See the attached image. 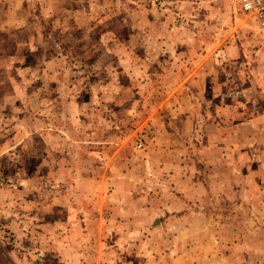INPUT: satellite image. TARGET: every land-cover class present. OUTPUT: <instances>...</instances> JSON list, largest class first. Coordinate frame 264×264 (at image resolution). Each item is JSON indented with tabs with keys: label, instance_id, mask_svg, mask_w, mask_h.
Segmentation results:
<instances>
[{
	"label": "rangeland",
	"instance_id": "rangeland-1",
	"mask_svg": "<svg viewBox=\"0 0 264 264\" xmlns=\"http://www.w3.org/2000/svg\"><path fill=\"white\" fill-rule=\"evenodd\" d=\"M199 1L0 0V55L9 65L0 73V264H56L50 253L59 243L78 249L73 262L98 238L105 264H264V102H252L260 89L250 68L255 57L228 53L217 64L236 61L233 74H219L216 90L201 89L263 119L247 150H194L187 173L144 163L153 128L142 121L143 100L164 93L167 45L154 38L166 15L192 30L185 16L197 10L201 32L217 35L215 53L234 41L244 50L264 48V32L238 19L236 0L195 10ZM113 95L115 103L102 100ZM88 176L100 178L107 195L149 192L152 213L100 236L97 212L87 210L96 191ZM187 176L203 184L188 188ZM124 247L128 263L119 254Z\"/></svg>",
	"mask_w": 264,
	"mask_h": 264
},
{
	"label": "crops",
	"instance_id": "crops-1",
	"mask_svg": "<svg viewBox=\"0 0 264 264\" xmlns=\"http://www.w3.org/2000/svg\"><path fill=\"white\" fill-rule=\"evenodd\" d=\"M210 1L212 2V0H200L197 6L193 8L196 10L204 4L213 8ZM179 7L183 9V13L182 11L180 13L185 14L186 4L182 2ZM195 14H199L197 10L191 18L185 16L188 23L189 21L193 22L192 30L188 29L183 22L173 24L172 15H166L164 17L165 21L160 23L161 28H163L162 34L154 38L156 41L161 40L163 45H167V48L165 47L161 50L164 57L162 60V64H164V93L153 101H149L147 97L143 100L146 108L142 121L145 126L150 123L153 132L150 141L144 149L145 152H142L146 156L144 163L147 166L150 164V169L153 171L171 166V168L181 169L182 171L185 168L187 173V168L192 160L190 159L191 153L202 148H206L209 151H224L225 153L233 152L234 150L242 152L248 149L249 135H259V132L255 130L263 128L262 124H260L263 119L254 115H247L245 110L238 108L237 104L239 102L231 101L226 103L224 102V95H221L218 100L216 94L208 97L201 95L202 88L216 90L219 74L220 78L223 73L227 75L233 74L236 69L234 67L238 66L236 61H231L232 63L228 66L217 64L214 57L218 46L217 35L214 32L202 33L199 28L200 18L195 16ZM226 37H223L221 41ZM234 43L229 46L225 45L224 50L227 56L228 53L234 56L232 52L236 51L239 52L237 54L240 56L249 55L256 58V66L255 64H250L252 65L250 68L253 71L256 69V80L260 84V89L257 91V100L252 102H259V100L264 102V48L257 50L247 48L244 50L238 44L234 46ZM122 47L124 50H128L130 46L122 44ZM113 50H116V52L123 51L119 46ZM212 50L214 53L213 56H210ZM243 51L244 53H242ZM4 55H0V60H5L4 64L0 62V73L7 72L9 68L8 58H3ZM134 65L136 64L134 63ZM132 70L135 71L137 68L132 67ZM119 72L122 73L123 71ZM247 78L250 79L252 85H248L246 89L241 91L242 94L246 95V104L251 102L247 94L248 90L253 87V79L250 75ZM117 95L105 96L102 100L112 103L118 99ZM149 104L152 106L148 107L147 105ZM246 132H249V134ZM173 156L175 158L172 159ZM199 179H195V182H193L191 176H187L185 179L186 187H201L203 182ZM86 180L91 185V191L96 188V191L91 194L92 199H88V201L93 200L94 204L87 210L97 212L100 222L98 227L100 236L105 230L117 232L130 229V225L136 227L132 215L135 216V219L144 220L146 214L152 213V204L154 203L152 200H154V197H151L152 194H149L148 191H146L148 194L137 193V190L134 192L129 188L121 190L126 194L119 192L107 195L104 194L103 187H101L100 178L88 176ZM88 193V191L82 190L80 191V196ZM143 200L146 203H142ZM129 201L130 205L128 206L127 202ZM106 208L110 209L112 219L110 222L114 223H107L105 219L108 216L105 211ZM119 214H122V220L118 218ZM152 218L149 217L146 222L151 221ZM101 243L102 241L98 238L95 246L92 247V252L85 249L86 252H80V254L82 253L79 256L80 258L76 257L73 262L71 260L73 255H77V252L74 251H78V249L70 244L62 245L63 243H59L56 246L53 244V253L50 254L56 258L53 262L56 264H105L107 260L106 250L102 249ZM105 245L103 248H105ZM124 250L125 247L122 248V253H118L120 257L124 256V263H128V257L125 255L131 249H126L128 251H126L125 255ZM163 259L164 257L161 261Z\"/></svg>",
	"mask_w": 264,
	"mask_h": 264
},
{
	"label": "built area",
	"instance_id": "built-area-1",
	"mask_svg": "<svg viewBox=\"0 0 264 264\" xmlns=\"http://www.w3.org/2000/svg\"><path fill=\"white\" fill-rule=\"evenodd\" d=\"M235 13L238 19L251 20L264 32V0H236ZM216 62L222 64L227 61V53L219 49L215 53ZM142 146V142L138 144Z\"/></svg>",
	"mask_w": 264,
	"mask_h": 264
}]
</instances>
